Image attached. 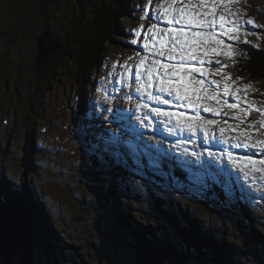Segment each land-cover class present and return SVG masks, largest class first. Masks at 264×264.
Instances as JSON below:
<instances>
[{
  "label": "rangeland",
  "instance_id": "rangeland-1",
  "mask_svg": "<svg viewBox=\"0 0 264 264\" xmlns=\"http://www.w3.org/2000/svg\"><path fill=\"white\" fill-rule=\"evenodd\" d=\"M163 2L164 0H155L157 5ZM214 2L215 0H208V6L210 7ZM117 3L125 5L131 14L126 11L115 13L113 6L117 7ZM146 4L148 0H0V184L2 185L7 179L9 180L7 183L10 184L7 185L8 188L3 187L4 190L0 185V191L10 190L11 193L14 191L16 195L23 196H27L28 193L33 197L37 193L40 196L48 194V209L43 205V201H41L42 205L40 202L37 203L35 224L30 223L31 227H34L32 231L37 232L40 227L44 228L45 232L54 230L56 234L59 231L58 234L64 239V244L73 242L77 245H86L94 251L101 250L105 256L104 262L107 261L109 264L130 262L129 255L132 251L119 239L122 235L119 229L124 225V221L127 220L131 224L135 221L134 225H131L135 228H137L135 224L141 223L160 225L158 218L162 217L163 213L153 207L154 199L163 198L170 208L169 196L172 195L186 208V201L180 200L184 191L172 187L174 181L171 182V178L179 181L184 178L186 172L175 167H179L181 161L189 160L190 153L195 152V149H198L200 154L210 149L218 155L217 159L220 163L237 167L234 168L235 172L227 171L226 176L228 179L238 178L244 185L239 189L231 186L230 194L226 195L231 202H234V196L237 194L245 198L257 213L258 227L264 231V165L257 163L253 166L244 163L249 158L256 161L264 159L260 154L261 145L258 143L264 141V126L258 125V121L264 119V84L256 81L254 84H247L244 74L230 71L233 69L231 61L230 69L226 67L222 71H226L231 76L233 87L242 89L239 93L241 99L237 105L238 109L246 110L251 105V110L241 121L236 119L240 115L237 110L223 107L221 114H224V117L220 119L222 124L217 123L209 127L208 135L199 126L190 132L187 127L181 128L174 120L166 121L163 117H156L152 112V108L156 106L162 107V110L182 111L194 119L196 111L158 104L149 96V92L153 95L159 94L156 86L137 91V88L147 83L146 69L138 67L140 59L147 57L149 65L157 59L161 63H169L166 54L164 56L152 54L156 46L143 48L149 35L147 28H151L153 23H157L160 28L168 27L162 19L159 21L155 19L156 16L162 15L158 8L149 5L145 12L139 11V8ZM95 10L99 13L97 14ZM232 11L240 14L232 16L240 21H237V24L244 25L248 17L254 24L263 26V22L260 21H264V0H239L238 4L232 6ZM82 13L91 24L95 22L94 17H97L98 22L103 23L104 17L107 18V22L115 13L114 22L118 26L121 22L125 33L112 37L111 42L106 40V49L101 51L103 59L98 71L90 70V64L96 62L95 53L91 50L82 53V58L75 57V59L73 56L71 63L70 60L67 63V68L55 74L56 80L49 81L47 92L44 93L38 86L41 82L39 69L46 63L38 67L37 61L40 48L38 42L44 28L46 29L45 24L47 21L50 23L49 31L59 40L56 32L62 37L75 19H80ZM219 13L223 14L224 10L219 9ZM137 30H140L143 39L135 34ZM215 30L217 33L220 32L218 25ZM245 31L248 32L247 36L244 35ZM9 35L15 40L10 45L6 38ZM250 36L252 32L245 25L241 30V37ZM220 38L225 43H230L227 36L220 35ZM133 40L137 43H130ZM222 56L213 57V60L219 58L221 64L225 65ZM171 62L175 63V61ZM185 67H200V65L194 63ZM204 67L209 68L207 65ZM215 67L216 65L213 64V69L209 68L213 71L211 77H201L197 74L196 78L203 79L210 91L219 94L220 100L237 103L236 96L223 93L224 76L215 74ZM137 73H140L139 79ZM212 80L220 81V84L213 85ZM246 85L249 87L243 91ZM129 96L131 100L128 99ZM162 98H167V95L164 94ZM202 103L216 105L215 100ZM257 106L260 109L259 113L255 110ZM105 108H110L112 111L105 112ZM146 113L149 114L148 119H139ZM207 114L211 113L200 112L204 119H210ZM89 117L91 118L88 120V125H85ZM230 124H237L236 134L232 132ZM253 124L257 125L255 129L249 127ZM229 125L231 128L221 135L220 127ZM87 126L89 128L84 132H87L89 137L83 138L86 139L84 142L79 132L80 128L84 129ZM108 129L120 133V140L130 141L135 148V151L130 149L131 152L127 159H123V163L117 157L127 149L123 144L120 145L119 155L105 153L103 162L98 158L94 146L102 144L101 137H110L106 136ZM245 131L250 135L245 137L243 135ZM109 134L111 135L110 132ZM237 142L247 144L249 147L237 149L233 147ZM34 145L38 148L31 150ZM149 148L151 149L146 151ZM155 150L158 152L155 153ZM229 151L233 153V157H239L235 163L228 158ZM211 157L207 153L205 157L201 156L198 163H204L205 158ZM168 164L173 168L172 170L169 169ZM165 166L168 168L166 169ZM237 171L242 176L238 175ZM96 172H100L99 186L95 184ZM112 174L115 176V182L112 178L108 180ZM207 178L208 175L203 174L191 176L190 180L198 185H204L207 184ZM120 183L124 185L123 189ZM17 184L22 186V191L15 190ZM106 184L108 190L105 188ZM218 184L222 187L225 185L220 181ZM246 184L249 187H245ZM182 188L180 186V189ZM201 193L204 198L198 203L196 210L201 211L214 229L220 232L219 237L222 242L226 241V244L232 241L240 242L244 250H250L247 260L243 259V261L244 264H251L253 249L249 245V234L239 223H236L234 217H229L231 213L220 211L221 207L218 206V211H213L214 203L202 191ZM40 206L42 209H39ZM117 207L119 210L115 212ZM49 211L54 214L57 224L52 222ZM232 211L238 215L235 208ZM98 221L102 223V230L104 226L109 227L108 236L103 232L100 233V229L94 228ZM38 222L53 229H47L45 225L40 226ZM12 226L16 227L14 223ZM29 230L27 226L21 231L17 230L25 246L22 248L18 246L19 244L12 243L8 237L0 235L8 240L9 248V255L5 253L3 255V264H27L26 251L29 240L27 238L26 242L25 238L32 233V231L27 233ZM43 235L44 238L52 237L49 241L57 238L54 234ZM58 246L62 245L58 244ZM32 248H38V244L33 242ZM40 250L41 248L34 252L35 261L41 262ZM221 251L227 252L225 249ZM243 255L241 253V258ZM23 256L25 262H21ZM233 256L240 257L236 254ZM66 257L71 260L67 252ZM112 259H117L118 262ZM62 264L67 263L64 261Z\"/></svg>",
  "mask_w": 264,
  "mask_h": 264
},
{
  "label": "trees",
  "instance_id": "trees-1",
  "mask_svg": "<svg viewBox=\"0 0 264 264\" xmlns=\"http://www.w3.org/2000/svg\"><path fill=\"white\" fill-rule=\"evenodd\" d=\"M111 4L114 3L111 2ZM55 7L57 8V6ZM113 10L115 13L126 11V13L131 14V11L125 8V5L122 6L120 3H117V7L115 8L113 6ZM44 11L46 14V8ZM95 11L97 14L99 13L98 10ZM104 14H102V16ZM114 14L111 15V20H108L107 22V18L104 17L103 23L98 22L97 17H94L95 22L91 24L87 17H84V14L82 13L80 19H75L73 25L62 37L55 31L56 35L59 37L61 49L49 59L45 66L39 69L41 72V82H39L38 85L39 90L42 89L44 93H46V87L49 86V81L56 80V77H54L55 74H57L60 70L66 69L67 63L69 60L71 63L73 56L77 59L82 58V53H85L86 51L91 50V52L95 53L94 55L96 57V62L90 64V70H99V66L101 67L103 59L101 51L104 48L106 49V40H110L111 42L112 37L115 38L116 36H120V33H125L121 22H119V26L114 22ZM232 20L240 22L239 20H235L233 17ZM249 20L251 19L247 17L245 21ZM260 22H263V26L254 23L244 24L247 26V29L252 32V36L248 38L240 37V43H233L236 51V56L234 58L222 56L223 64L230 69V62L232 61L233 69L230 71L241 72L244 74L247 78V84H254V81H256V83L264 84V21ZM45 26L46 29H48L51 25L47 21ZM9 37L6 36V38H8L7 43L10 45L15 40L11 38V36V40L9 41ZM245 40L247 43H244ZM86 83L88 82L86 81ZM86 116L84 118H86ZM222 117H224V114L219 113L217 121L221 124L222 122L220 119ZM90 118L91 117L87 118L85 121L87 123H85V125H88V120ZM230 125L234 128L233 133L236 134L237 124ZM87 128L89 127L87 126L84 129L80 128L79 133L82 139L89 137L88 133L84 132ZM106 134V136H111L109 132H106ZM117 136L119 137L120 133H118ZM83 141L86 142V139H83ZM150 149L151 148L146 151H149ZM130 152V149L127 148L121 156H117L121 163H123V159H127ZM157 152L158 151L155 150V153ZM195 152L199 153V150L195 149ZM208 152L213 153L210 149L204 150L202 151L203 155L201 154V156L205 157ZM192 153L193 152L189 155V160H183L181 161L179 167H175V169L180 168L182 171L186 172L184 178L179 181L176 178L170 177L171 182L174 181L172 187L184 191L183 196H180V200L186 201V208L183 206L182 202V204H180L176 198L172 197V195L169 196L170 208L167 207L163 198L159 197L158 199L156 198L158 196H154L157 200L154 199L153 207L155 209H159L163 213L162 217L158 216L160 219L157 217L160 225L155 226L141 223L135 224L137 226V228H135L131 226L134 225L133 223L135 221L131 224V222L126 220L124 221V225L121 229H119L120 233L123 235L119 236V239L132 251L131 255H129L130 262L127 264H244L243 259L247 260L246 257L250 255V250H244L240 242L232 241L227 244L226 241L222 242L219 237L220 232L216 231L217 229H214V227L207 221L206 216H203L201 211L196 210V206L199 202L203 201L204 198L201 195V191L214 203L212 209L213 211L216 212L218 211V207H221L220 211L231 213L229 217H234L236 223H239L249 234V245L253 249L251 264H264V231L261 230L256 223V211L249 205L245 198L240 197L238 194L234 196V202H231L226 195L227 193L225 192L224 187L220 186L216 181H213L212 178L216 177L222 184H225L227 181L230 182L231 186L237 189L242 188L244 185L243 181H239L238 178L234 177L228 179L226 176L227 171L235 172L236 170L234 168L237 167L234 165H228L225 163L224 165L220 163L217 159L218 155H215L214 153L211 159L205 158L206 160L204 163H198V160L192 155ZM144 155L146 154L144 153ZM168 166L169 169L171 168L170 170L173 169L169 164ZM165 168L167 169L168 167L165 166ZM96 173L95 184L99 186L98 184H100L99 181L101 177L98 179V176L100 172ZM203 174L208 175L207 184L198 185L190 180L191 176ZM237 174L242 176L239 171H237ZM111 178L113 179V182H115L116 179L114 174H112L108 180ZM8 181V179L4 180L2 185L0 184L3 190V187L8 188L7 185H10L7 183ZM163 184L167 186L166 183ZM120 185L123 189L124 185L122 183H120ZM105 186L104 187L108 190L109 188L107 187V184ZM180 186L183 188L180 189ZM245 187H249V185L246 184ZM3 190L0 191V235L2 234L3 236L8 237L12 243L16 245L19 244L18 246L20 248L25 247L17 230L21 231V229H24L25 226L30 229L27 233L33 230L34 227H31V224H35L34 215L37 211V203L40 202V205L44 203L43 205H45L48 209L47 198L49 196L46 193L44 195L41 194L42 196L38 193L34 197L28 193L27 196H23L16 195L14 191H12L14 193L13 194L10 190H8V192ZM74 197L78 198L77 196ZM33 198H35V200H33ZM41 201H43V203ZM178 203L179 207L177 206ZM234 208L237 210L240 218L236 212L232 211ZM39 209H42L41 206ZM118 210L119 208L117 207L115 212ZM49 212L51 213V211ZM166 212L170 214H167ZM49 217L53 219L52 222L54 221L55 224H57V219H55L54 214H49ZM12 223L16 225V229L12 226ZM38 223L40 226L45 225L42 222ZM101 225L102 223L98 221L94 228L100 229V233L103 232L104 235L108 236L109 227L104 226L105 228L102 230ZM118 226L120 225H117V227ZM140 226L143 227V229ZM44 227L47 228V225ZM48 228L52 227L50 226ZM40 230L37 232L32 231V233L25 238L26 242L27 238L29 240V246L27 245L28 250L26 251V255L28 256L26 262L27 264H62L64 261L67 264H109L107 261L104 262L105 256L101 250L94 251L92 248L86 247V245H77L73 242L70 244L66 242L64 244V239H62L58 234L59 231L55 234L54 230L45 232L44 228L41 227ZM44 233H47V236L54 234L57 238L49 241L52 237L44 238L42 237L45 236L43 235ZM100 233L98 232V234ZM31 242L37 243L38 248L33 249ZM50 243L52 245H50ZM58 244H61L62 246H58ZM50 246L56 247L51 248ZM39 248L42 250V253L40 250L41 262H39V260L35 261L34 256V252L39 250ZM221 249H225L227 252H222ZM66 252L71 256V260L66 257ZM241 253L244 254L242 258ZM74 254H76L75 257ZM233 254L240 255V257L234 258ZM116 260L117 259H114L113 261L118 262ZM21 262H25V256L22 257Z\"/></svg>",
  "mask_w": 264,
  "mask_h": 264
},
{
  "label": "snow or ice",
  "instance_id": "snow-or-ice-1",
  "mask_svg": "<svg viewBox=\"0 0 264 264\" xmlns=\"http://www.w3.org/2000/svg\"><path fill=\"white\" fill-rule=\"evenodd\" d=\"M239 0H215L211 6H208V0H164L162 4L157 5L155 0H148V4L141 6L139 11L145 12L149 5L156 7L162 13L155 17L157 21L163 20L168 27L160 28L157 23H153L151 28H147L146 31L149 34L147 41L143 44L144 49L153 48V55L164 56L167 55L169 63H161L159 59L152 61L149 65L147 63V57L139 60L138 67L146 69L147 83L142 85L141 88H137V91L148 90L153 86L158 87L159 94L153 95L149 92V96L152 100L158 102V104L173 106L176 109H194L196 111L195 119L192 116L185 115L182 111H169L162 110V107L156 106L152 108V112L156 117H163L166 121L174 120L181 128L187 127L191 132L194 131L197 126L203 128L206 135L209 127L217 124L216 120L204 119L200 112L219 114L223 107L228 109L237 110L240 115L236 117L237 120H243V117L249 115L251 105L246 110L238 109L237 105L241 97L239 93L242 89L233 87L231 84V76L222 71L226 69V65H222L221 62L213 57L219 55L234 58L236 51L232 42L240 43L241 30L245 28V25L237 24L231 20L232 16H239L238 12L232 11V6L238 4ZM223 9L224 13L220 14L219 9ZM147 15V13H146ZM139 19V17H138ZM253 21H246V24H252ZM219 26L220 32H216V27ZM136 35H139L143 39V35L140 30H137ZM220 35H225L229 38L230 43H225ZM244 35L247 36L248 32L245 31ZM159 37V39H154ZM130 43L136 44L137 41L133 40ZM244 43H247L245 40ZM171 61H175L172 63ZM198 64L200 67H185L186 65ZM215 64V74H222L224 76L223 81V93L225 95H234L237 97V103H227L224 100L219 99V94L210 91L203 79H197L196 75L200 74L201 77L213 75V71H210L211 65ZM204 65H208L209 68H205ZM137 79L140 77V73L136 74ZM213 85H219L220 81L212 80ZM249 86L246 85L243 91H246ZM166 94L167 98H162ZM131 100V96L128 97ZM215 100L216 105L213 106L210 103H202L203 101ZM139 107H146V105H139ZM260 112L259 106L255 109ZM105 112H111L112 109L105 108ZM122 118V117H121ZM149 118V114H145L144 117L139 119L146 120ZM258 125L264 126V119L258 121ZM250 128L255 129L257 125H249ZM231 128L220 127V133L223 135ZM111 136L108 138L101 137L102 144H96L94 147L97 150L98 158L103 162L105 153H113V155H119L120 145L135 151L134 146L130 141H121L117 136L116 131L108 129ZM245 137L250 133L245 131L243 133ZM261 145V156H264V141H258ZM233 147L237 149L248 148L247 144H241L237 142ZM115 149V152H113ZM254 154V153H253ZM192 155L196 157L198 161L201 159V154L193 152ZM209 156H213L212 152H208ZM228 158L235 163L239 157H233L231 151L228 152ZM202 162V161H201ZM246 165L255 166L257 163L264 165V159L259 161L252 160L251 158L244 161ZM217 183L219 180L213 177ZM15 183V182H14ZM224 189L226 193L231 192L230 182L225 183ZM16 191H22V186L16 185ZM0 264H3L0 261Z\"/></svg>",
  "mask_w": 264,
  "mask_h": 264
},
{
  "label": "water",
  "instance_id": "water-1",
  "mask_svg": "<svg viewBox=\"0 0 264 264\" xmlns=\"http://www.w3.org/2000/svg\"><path fill=\"white\" fill-rule=\"evenodd\" d=\"M57 42L58 45L54 42ZM39 57L37 61V66L41 67L44 63H47L48 60L55 55L61 48L58 38L53 32H50L48 29H44L42 35L39 38ZM5 237L0 236V261H3L4 253L8 256V244Z\"/></svg>",
  "mask_w": 264,
  "mask_h": 264
},
{
  "label": "bare ground",
  "instance_id": "bare-ground-1",
  "mask_svg": "<svg viewBox=\"0 0 264 264\" xmlns=\"http://www.w3.org/2000/svg\"><path fill=\"white\" fill-rule=\"evenodd\" d=\"M54 43H56L58 45V43L55 41ZM49 61V60H48ZM211 70L213 69L212 67L210 68ZM78 112V111H77ZM127 113V112H126ZM75 114V113H74ZM208 117H210V119H213V120H217L219 118V114H207ZM78 119V118H77ZM219 124H221L220 122H217ZM143 125V124H141ZM165 126V125H164ZM142 128V127H141ZM165 129V128H164ZM168 130V129H167ZM232 132H234V128H232ZM148 134V132H147ZM150 140V139H149ZM38 148V146L34 145L31 147V150H36ZM175 149V148H174ZM170 150V149H169ZM211 159V158H210ZM225 165V164H224ZM221 166V165H220Z\"/></svg>",
  "mask_w": 264,
  "mask_h": 264
}]
</instances>
